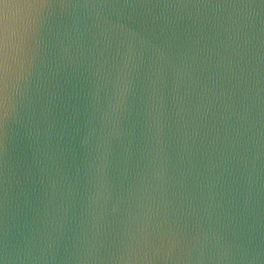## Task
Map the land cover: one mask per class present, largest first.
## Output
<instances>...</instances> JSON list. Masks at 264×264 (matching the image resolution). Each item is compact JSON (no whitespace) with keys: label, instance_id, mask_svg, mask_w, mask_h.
Wrapping results in <instances>:
<instances>
[{"label":"water","instance_id":"water-1","mask_svg":"<svg viewBox=\"0 0 264 264\" xmlns=\"http://www.w3.org/2000/svg\"><path fill=\"white\" fill-rule=\"evenodd\" d=\"M0 264H264V0H0Z\"/></svg>","mask_w":264,"mask_h":264}]
</instances>
